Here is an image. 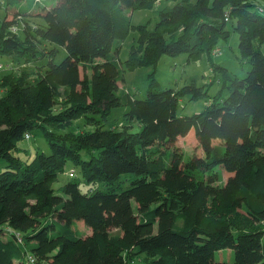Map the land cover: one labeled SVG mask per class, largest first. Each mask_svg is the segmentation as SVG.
<instances>
[{
    "label": "trees",
    "instance_id": "16d2710c",
    "mask_svg": "<svg viewBox=\"0 0 264 264\" xmlns=\"http://www.w3.org/2000/svg\"><path fill=\"white\" fill-rule=\"evenodd\" d=\"M158 1L2 0L12 18H0V53L35 70L1 76L0 264H137L141 255L139 264H264V10L254 0ZM151 7L152 28L131 23L129 10ZM130 29L137 36L120 60ZM232 33L248 63L242 76L211 56ZM203 52L208 83L160 86L163 55ZM138 66L152 67L142 98L117 85ZM184 97L208 103L179 114ZM77 119L92 128L70 130ZM34 129L49 152L26 161L18 143ZM190 130L201 153L176 154L169 145ZM68 162L76 171L56 192ZM222 170L229 176L212 188ZM222 248L233 261L211 257Z\"/></svg>",
    "mask_w": 264,
    "mask_h": 264
},
{
    "label": "rangeland",
    "instance_id": "374dc122",
    "mask_svg": "<svg viewBox=\"0 0 264 264\" xmlns=\"http://www.w3.org/2000/svg\"><path fill=\"white\" fill-rule=\"evenodd\" d=\"M4 1V0H3ZM163 1H158L157 4L161 5ZM255 8L257 10H264V0H254ZM50 11V10H48ZM46 11V13L48 12ZM8 18H12V14L10 11L7 12V8L5 9L4 3L0 0V18L3 17L4 13ZM130 16V20L132 24H141L145 23L149 28H152L155 22L158 20V12L156 8H136L134 10H129L127 13ZM50 16V12L47 14ZM27 20L31 24L30 26L34 27L37 24L42 23V20L37 17H27ZM19 35L21 33V24H17V26H12ZM180 31L178 29L173 34H177ZM136 30L130 29L128 35L123 40L121 48L119 50V57L120 60H123L128 52L129 46L135 41L137 36ZM237 35L232 33L228 39L221 40L218 42V47L212 50L211 56L214 57V60L226 66L231 72L235 73L238 76L244 75L245 71L248 69V63L245 61L241 62L240 55L238 54V47H237ZM261 49L264 53V42L261 44ZM214 53V54H213ZM65 55V50L60 48V53L56 58V61H59ZM205 52L198 55L197 58H190L187 60V54L181 53L177 56H168L163 55L156 64L154 71V76L160 83L162 88L167 86H181L184 83H188L191 79H194L197 85H205L211 79V71L209 68V62L207 57L205 56ZM31 72L30 75H25L26 78L29 79L33 78V70L34 67L29 63H22V61L16 60L13 56L8 54L0 53V95L4 91V80L1 79V76L7 72H14L15 75H22V69H26ZM35 70V69H34ZM152 67L146 66H138L134 70H124L123 72V80L117 82L118 86L124 85L128 88L131 92H134L135 97L142 98L145 95V90L147 86V80L149 73L151 72ZM27 71V70H26ZM219 88L218 81H214L211 85L208 86V94H213ZM208 103V98H199L197 100H189L187 97H184L179 100V104L177 106V111L179 114H189L195 111H200L203 109L204 105ZM123 106H117L112 110V114L110 115L109 119L112 121L120 120L123 114ZM81 119L75 120L71 126L70 130H76L78 128L83 129H91L90 126H85L82 124ZM77 126V127H76ZM26 137L23 138L19 143L18 146L20 148L18 155L24 159L29 160L33 153L38 151L49 152V146L42 132L39 129H34L33 132ZM176 154H180L181 156L188 157L191 155H197L201 153L199 151L200 147L197 145V140L194 133L190 130L187 134L183 136L175 137L174 141L169 145ZM3 161H0V168L2 167ZM76 171V167H74L70 162H68L65 166V171L58 175L57 180L53 183L52 188L56 190L59 185L63 184L65 181L70 179V175L68 173H72ZM227 176H229L228 172L225 170L220 171V175H214L213 178L209 180L210 186L216 187L221 185L224 180H226ZM85 185H81L80 187L84 188ZM83 221H77V225L80 229H82L83 233H86L90 230V228L86 225H83ZM107 232L117 233L121 230L120 224H111L108 222V226L106 228ZM233 250L229 248H222L214 251L213 259L219 261H233ZM133 261L137 264L142 263V255L133 259ZM245 264H258V263H245Z\"/></svg>",
    "mask_w": 264,
    "mask_h": 264
},
{
    "label": "built area",
    "instance_id": "2783aa9c",
    "mask_svg": "<svg viewBox=\"0 0 264 264\" xmlns=\"http://www.w3.org/2000/svg\"><path fill=\"white\" fill-rule=\"evenodd\" d=\"M27 135H28V134H26V136H27ZM26 136H25V137H26ZM30 259L33 260L32 258H30Z\"/></svg>",
    "mask_w": 264,
    "mask_h": 264
}]
</instances>
